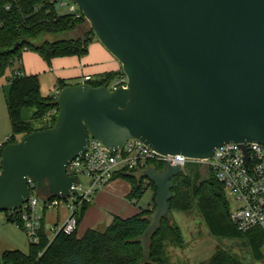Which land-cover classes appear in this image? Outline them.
Masks as SVG:
<instances>
[{"label":"water","instance_id":"1","mask_svg":"<svg viewBox=\"0 0 264 264\" xmlns=\"http://www.w3.org/2000/svg\"><path fill=\"white\" fill-rule=\"evenodd\" d=\"M70 1L120 63L126 87L61 88L53 125L1 150L0 212L28 200L27 179L36 190L67 197L76 180L66 166L89 136L110 150L137 138L160 155L194 159L209 158L223 143H264V0ZM180 172L168 163L142 171L155 188L143 244L168 215L171 179Z\"/></svg>","mask_w":264,"mask_h":264},{"label":"trees","instance_id":"2","mask_svg":"<svg viewBox=\"0 0 264 264\" xmlns=\"http://www.w3.org/2000/svg\"><path fill=\"white\" fill-rule=\"evenodd\" d=\"M58 5L56 0H0V76L7 67L10 69L5 104L11 134L5 144L18 141L16 136L22 137L34 130L52 126L58 110L57 94L41 95L37 75H13V72L21 71L12 69L14 61L21 59L24 50L36 51L47 61L58 56L84 55L88 44L95 37L89 27L82 34H74L76 36L73 38L49 40L47 36L50 34L76 32L87 22L80 10V15L76 17L72 13L59 12ZM18 41L20 44L13 50ZM120 74H123L121 70L107 72L101 79L86 82L94 86L107 85ZM57 85L61 89L70 84L64 79H58ZM28 108L32 109V114L25 120L22 111ZM46 116H50L49 125L32 126L34 119ZM150 164L157 170L163 167L161 163ZM201 166L206 167L207 176L201 174ZM120 177L130 182L131 190L127 198L133 203L139 200L147 186L153 188L155 196L153 184L145 181L142 172L123 173ZM171 181L173 186L172 197L168 202L169 213L194 209L200 214L211 235L242 240L254 259L261 256L259 250L264 244V233L257 227L245 232L235 228L229 218V203L224 189L209 167L188 162ZM39 191L48 198L56 197L48 193L46 188ZM88 203L82 202L76 211L77 226ZM154 209L153 202L150 209H142L132 216L123 218L114 215L104 228H88L80 237L77 236V227L70 234L61 230L50 242V235L42 219L39 241H29L26 252L20 249L4 250L1 253V264H172L166 253L167 244L180 246L183 236L180 226L171 222L167 216L160 219L155 230L145 234L143 244L142 233L151 222ZM6 220L21 228L19 217H6ZM207 264L240 262L228 252L216 250Z\"/></svg>","mask_w":264,"mask_h":264},{"label":"built area","instance_id":"3","mask_svg":"<svg viewBox=\"0 0 264 264\" xmlns=\"http://www.w3.org/2000/svg\"><path fill=\"white\" fill-rule=\"evenodd\" d=\"M60 5L65 0H56ZM65 12L76 17L80 15L79 9L71 2ZM15 71L13 75H22ZM91 80L89 75L83 77L82 82ZM126 87V77L120 74L106 86L113 90L118 86ZM47 124L50 116L43 118ZM8 137L0 142V153ZM165 163L177 165L181 168L186 163H200L209 167L217 181L229 196V218L235 228L245 232L257 227L264 233V143H223L215 148L212 155L206 159L187 158L181 154L160 155L153 151L144 142L137 138H129L121 148L110 150L99 139L89 136L86 150L74 157L66 166L65 174L73 177L76 184L73 191L65 198H48L45 195H33L36 190L30 179H27L30 196L19 209L8 210L5 218L19 217L21 228L30 242L39 241V231L44 212L56 208L62 201L66 202L68 215L60 226H52L49 231L50 240L59 231L70 234L77 227L76 211L82 202H90L93 194L110 180L120 177L123 173L142 172L147 167H154L150 163ZM1 167V162H0ZM155 168V167H154ZM80 177L87 179V184L80 181ZM145 181L148 180L145 178ZM39 255L41 252L38 253Z\"/></svg>","mask_w":264,"mask_h":264},{"label":"crops","instance_id":"4","mask_svg":"<svg viewBox=\"0 0 264 264\" xmlns=\"http://www.w3.org/2000/svg\"><path fill=\"white\" fill-rule=\"evenodd\" d=\"M12 69H19L25 75H37L40 89L42 84H49L54 89L51 95H55L60 90L57 85L58 79H64L69 84H76L81 83L83 77L89 75L91 80L93 77L98 80L107 72L121 70V65L93 37L84 55L58 56L47 61L36 51L24 50L19 64L14 65ZM9 84L10 80L7 77L6 83L2 85L4 102ZM6 137L7 135L4 138ZM130 190V182L121 177L114 178L97 189L78 223L79 231L76 230L77 236L80 237L88 228L108 225L114 215L126 218L140 212L142 209H150L152 207L154 200L148 203L146 208H140L137 205L138 202L135 204L130 201L127 198ZM52 209L53 211L51 209L46 210L43 216V226L46 227L47 232L51 226L60 222L57 207ZM48 212L51 213L46 217ZM67 212L61 216V223L66 219ZM23 233L25 234L24 230L16 224L7 221L5 217L0 218V264L1 253L4 250L21 247Z\"/></svg>","mask_w":264,"mask_h":264},{"label":"rangeland","instance_id":"5","mask_svg":"<svg viewBox=\"0 0 264 264\" xmlns=\"http://www.w3.org/2000/svg\"><path fill=\"white\" fill-rule=\"evenodd\" d=\"M71 4L70 0H65L64 5H58L59 12H65L68 5ZM89 23L85 22L84 26H80L76 32H63L57 35L50 34L47 36L49 40L59 39V38H73L76 36L74 34H82L85 30L89 28ZM96 38V37H95ZM19 64V61H14L13 65ZM10 75V69L7 67L4 73L0 76V142L4 141L5 135L10 136L11 134V126L10 121L7 114L6 105L4 102L2 85L6 83L7 77ZM92 80H95L93 77ZM42 95H51L54 89L51 85L46 84L41 86L39 90ZM51 113V112H50ZM32 114V109H24L22 111V118L28 120ZM47 124L46 121L43 119H34L32 121V126L40 127ZM49 125V124H47ZM19 140L21 137L16 136ZM1 158V156H0ZM201 174L203 176L206 175V167L201 166ZM80 181L83 184H87V179L84 177H80ZM225 196L229 202L228 193L224 190ZM33 195L37 197H41L43 195L40 193L39 190H34ZM154 196V190L151 186H147L145 191L143 192L142 196L137 200L135 204H137L140 208H146L148 203L152 202ZM66 202L62 201L57 206L59 215H60V222L55 227L60 226L61 223V216L65 214L66 210ZM80 207V205H79ZM53 211V209H51ZM48 212L46 217H48ZM68 213V212H67ZM5 217V212H0V218ZM167 217L171 222H175L180 226L182 229V236L183 240L180 246H173L171 244H167L166 253L168 255L169 261L172 264H207L209 258L216 250H224L231 254L232 256L236 257L240 264H264V244L260 247V254L259 258H253L249 253L246 246V243L239 239L233 238H219L211 235L201 218L200 214L194 210L190 209L187 211H173L168 213ZM52 227V226H51ZM50 227V228H51ZM77 230L79 231V227L77 226ZM99 229L104 228L103 225L98 226ZM47 230V229H46ZM49 235L51 234L50 231ZM23 240L21 247H18L20 250L26 252L28 249L29 239L23 233ZM17 248V249H18Z\"/></svg>","mask_w":264,"mask_h":264}]
</instances>
